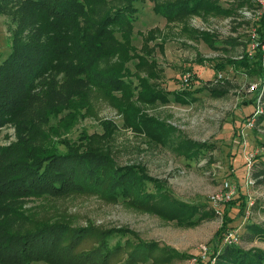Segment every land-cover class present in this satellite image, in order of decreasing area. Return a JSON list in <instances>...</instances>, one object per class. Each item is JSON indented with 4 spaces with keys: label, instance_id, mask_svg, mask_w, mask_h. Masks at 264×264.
Segmentation results:
<instances>
[{
    "label": "trees",
    "instance_id": "1",
    "mask_svg": "<svg viewBox=\"0 0 264 264\" xmlns=\"http://www.w3.org/2000/svg\"><path fill=\"white\" fill-rule=\"evenodd\" d=\"M139 1L0 0V14L17 17L16 26L11 28V52L0 62V128L12 121L18 134V140L8 146L0 141V262L157 264L177 254L169 248V255H161L157 242L143 240L127 226L75 228L63 222H35L23 210L26 198L33 195L94 191L113 201H128L142 210L176 219L185 227H192L209 215L173 199L165 181L150 176L143 164L119 166L110 154L94 148L82 150L70 141H63V150L40 142L52 116L64 108L80 112L88 106L92 86L97 82L106 86L112 99L119 103L127 125L147 133L159 130L162 122L134 106L132 99L136 94L148 103L169 101L171 94L182 104L197 99L199 89L167 92L159 82L150 81L148 74L139 75L137 84L127 78L128 60L137 57L138 69L147 70L149 63L144 54H131ZM232 10L215 0H173L154 5V11L167 20L203 11L226 15ZM158 31L149 30L142 48L153 49L149 42ZM205 38L214 45L210 35ZM228 62L252 67L246 58H230ZM255 63L261 68L259 58ZM60 73L62 79L58 78ZM148 73L155 72L150 68ZM115 91L121 95L116 96ZM105 125L109 128L108 123ZM185 143L194 149L190 153L184 151L187 159L203 157L206 144ZM151 183L153 188L149 189ZM250 229L251 238H264L263 227L252 224ZM115 237L126 240L113 243ZM213 257L215 264H264V251L237 245H227Z\"/></svg>",
    "mask_w": 264,
    "mask_h": 264
},
{
    "label": "rangeland",
    "instance_id": "2",
    "mask_svg": "<svg viewBox=\"0 0 264 264\" xmlns=\"http://www.w3.org/2000/svg\"><path fill=\"white\" fill-rule=\"evenodd\" d=\"M171 1L136 3L139 10L134 19L131 54H144L149 63L147 70L138 69L137 57L128 60L127 78L137 84L139 75L148 74L150 81L159 82L167 92L199 89L195 94L197 99L182 104L171 94L169 101L148 103L136 94L132 99L134 106L162 122L159 130L147 133L127 125L119 103L112 99L106 86L97 82L92 86L88 106L80 112L64 108L52 116L44 126L40 142L63 150V141H70L82 150L94 148L110 154L119 166L143 164L150 176L165 181L173 199L209 215L200 223L185 227L177 224L176 219L142 210L128 201H113L101 193L84 190L62 196H29L23 210L35 222H63L75 228L130 227L143 240L157 242L161 255H169V248L177 252L171 259L157 264H215L213 254L227 245L264 251V238H251L250 229L252 224L264 228V68L259 52L247 56V31L254 23L252 19H243L240 13L243 8L258 5L252 0H215L225 8H232L231 13L203 11L174 20L154 11L155 3ZM230 17L231 21L226 22ZM16 23L15 14H0V62L11 52V28ZM153 28L159 31L149 42L153 49L148 51L142 48L144 36ZM117 35L120 37L119 32ZM206 35L211 36L214 45L208 43ZM241 54H245L253 68L228 62L230 58L243 59L238 57ZM258 54L261 68L255 63ZM217 64L223 67L218 69ZM150 68L155 73L149 74ZM218 71L223 77L214 82ZM187 73L192 75L190 89H181ZM62 77L60 73L58 78ZM254 82L258 90L250 91L249 86ZM261 93L263 99L259 100ZM114 94L121 95L119 91ZM254 115V126L247 128ZM17 140V128L12 121L1 126L0 141L4 146ZM185 141L206 144L203 157L187 159L184 151L190 153L194 149ZM247 157L253 162L252 184L248 183ZM225 182L234 186V196L230 201L215 202L211 195L220 191ZM152 186L153 183L149 189ZM227 229L236 231L240 242L226 244L223 235ZM119 240L124 242L126 238L115 237L112 242ZM28 264L51 263L36 260Z\"/></svg>",
    "mask_w": 264,
    "mask_h": 264
},
{
    "label": "built area",
    "instance_id": "3",
    "mask_svg": "<svg viewBox=\"0 0 264 264\" xmlns=\"http://www.w3.org/2000/svg\"><path fill=\"white\" fill-rule=\"evenodd\" d=\"M255 2L258 6L257 8H243V10H240L241 16L243 19H252L251 21L254 23L253 27L247 31L249 33V51L247 52V56H253L255 53H260V60L262 62V66L264 68V23L262 25V18H263V12H264V0H252ZM232 17L226 20V22H230ZM202 28H204L205 24L203 23ZM216 30V29H214ZM239 58H244L245 54H241L238 56ZM192 75L190 73H187L183 77V83L181 89H190L188 88L190 85V79ZM223 77V73L221 71H218V73L215 76L214 82L219 81L220 78ZM258 84L256 82L251 83L249 86L250 91L258 90ZM263 99L262 93L259 96V100ZM260 112V111H257ZM255 121V115L253 118L250 119V121L247 124V128H251L254 126ZM245 130H243V133ZM253 162L249 157H247V171H248V183L252 184L254 183V180L251 176V170H252ZM235 193V188L230 182H225L222 189L220 191L215 192L211 195V199L215 202H224V201H230ZM224 242L226 244H236L240 242V235L237 234L236 231L227 229L224 232L223 235ZM205 251L208 250L206 246L203 247Z\"/></svg>",
    "mask_w": 264,
    "mask_h": 264
},
{
    "label": "crops",
    "instance_id": "4",
    "mask_svg": "<svg viewBox=\"0 0 264 264\" xmlns=\"http://www.w3.org/2000/svg\"><path fill=\"white\" fill-rule=\"evenodd\" d=\"M210 80H212V77L211 78H209V80L208 81H210ZM209 83V82H208ZM210 83H212V82H210Z\"/></svg>",
    "mask_w": 264,
    "mask_h": 264
}]
</instances>
